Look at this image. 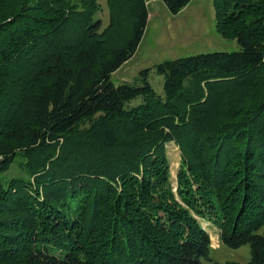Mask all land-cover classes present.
Returning <instances> with one entry per match:
<instances>
[{
    "label": "trees",
    "instance_id": "obj_1",
    "mask_svg": "<svg viewBox=\"0 0 264 264\" xmlns=\"http://www.w3.org/2000/svg\"><path fill=\"white\" fill-rule=\"evenodd\" d=\"M106 5L103 25L98 0H0V264H264V0H213L239 49L155 64L162 95L150 68L111 80L146 0ZM200 220L249 260L210 257Z\"/></svg>",
    "mask_w": 264,
    "mask_h": 264
},
{
    "label": "rangeland",
    "instance_id": "obj_2",
    "mask_svg": "<svg viewBox=\"0 0 264 264\" xmlns=\"http://www.w3.org/2000/svg\"><path fill=\"white\" fill-rule=\"evenodd\" d=\"M100 10L97 16L103 25L108 21L106 0H98ZM148 19L143 36L134 54L127 59L112 75L115 84L131 81L139 71L150 68L148 82L156 93L163 94V77L154 70L155 64L170 58L193 53L211 51H232L239 49L236 39L225 38L215 29L213 0H190L178 13L172 14L162 0H146ZM139 97L130 104L139 102ZM170 165V179L176 185V174L180 164V152L174 142L166 144ZM18 162H14L4 176L23 175ZM175 189V188H174ZM211 239L210 257L220 261L234 260L245 262L250 258L249 245L230 248L222 244L217 229L206 220H200ZM264 227L260 232H263ZM202 264H210L202 259Z\"/></svg>",
    "mask_w": 264,
    "mask_h": 264
}]
</instances>
